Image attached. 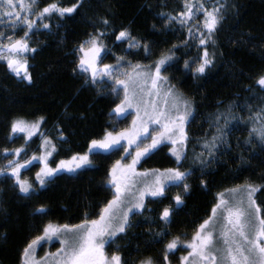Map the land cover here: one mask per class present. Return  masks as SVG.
Returning <instances> with one entry per match:
<instances>
[{
    "label": "trees",
    "instance_id": "16d2710c",
    "mask_svg": "<svg viewBox=\"0 0 264 264\" xmlns=\"http://www.w3.org/2000/svg\"><path fill=\"white\" fill-rule=\"evenodd\" d=\"M42 5L58 3L71 7L80 0H44ZM186 0H82L81 6L63 18L53 15L49 28L39 27L30 33L28 44L35 48L24 57L28 63L31 82L16 76L7 63L0 60V167L7 161L3 149L28 148L27 159L38 153L42 138L34 136L28 145L18 134L12 140L11 123L20 118L29 123L43 118L42 133L56 144L57 160L70 158L75 153L84 154L92 139H101L105 131L119 130L127 119L117 120L112 110L120 103L110 92V84L93 85L78 68L79 46L91 35L104 32L102 43L111 53L103 64H115L122 56L132 64L151 65L162 54H168L173 45L175 59L162 75L169 78L193 104L194 114L187 127L188 141L193 142L205 132L204 118L221 106L244 100L253 94H264L258 80L264 76V0H227L228 7L216 30L218 55L214 65L203 75H194L184 67L185 61L200 62L201 52L190 38L188 29L197 34L204 16L191 21L183 29L170 24L168 13L184 7ZM188 3L193 4L191 0ZM194 5V4H193ZM185 8V7H184ZM107 19L108 25L102 21ZM199 24V31L195 25ZM128 30L142 44H148L152 54L146 56L143 48L129 49L128 41L119 42L115 36ZM24 32H19V39ZM187 41V47L184 42ZM196 64H192L194 69ZM126 70L131 69L124 66ZM75 70V71H74ZM87 79V82H86ZM129 118V116L127 117ZM60 129L66 142L57 139ZM243 148L230 152L223 162L208 171L191 170L185 193L178 187L183 204L174 207L172 194L149 201V209L157 217L172 203L171 223L163 227L180 238L191 235L209 216L217 202L218 193L235 186L252 184L260 186L255 198L264 216V146L254 150ZM122 151L112 155L91 156L92 165L75 174L60 173L37 191L27 196L19 191L13 178L0 176V264H21L23 249L48 223L80 224L86 218L98 217L99 211L113 197L107 186L112 165L121 158ZM14 158L9 155L8 159ZM129 159V157H128ZM127 159V160H128ZM125 161H122V163ZM144 167H174L175 159L162 146L145 159ZM35 168V165L33 166ZM203 182V183H202ZM151 204V205H150ZM43 213L36 211L42 207ZM147 228L136 226L118 235L115 249L121 253L125 264L151 258L161 264L164 244L150 239ZM181 251V248L179 249Z\"/></svg>",
    "mask_w": 264,
    "mask_h": 264
},
{
    "label": "snow or ice",
    "instance_id": "6c2138e0",
    "mask_svg": "<svg viewBox=\"0 0 264 264\" xmlns=\"http://www.w3.org/2000/svg\"><path fill=\"white\" fill-rule=\"evenodd\" d=\"M38 3L39 0H18V3L17 0H0V23L7 21L6 27L10 28L13 34L18 27L27 29L20 39H13V35L0 32V60H5L9 70L16 76L22 75L29 82L32 77L28 71L27 60L22 58V54L36 51L35 48L29 47L27 38L30 33L39 31L40 27L38 21L30 19V16L35 14L40 21L54 14L63 18L74 13L81 6L82 0L71 7L50 3L37 12ZM17 7L19 11L16 10ZM184 7L186 11L177 16H169L168 20L177 21L183 27L195 19L197 14L204 16L203 27L206 29L207 38L204 32H200L197 37L192 28L188 29L189 37L198 38L199 46H204L202 59L199 63L185 61L184 65L186 69L193 70L194 75H203L213 63L207 47L222 19V6L213 7L208 11L202 3L193 5L186 0ZM102 23L108 25L109 21L104 19ZM42 27L48 29L50 26L43 24ZM195 27L199 31L200 25ZM105 35L107 34L104 32H98L79 46L78 51L82 55L79 57L78 68L82 73H90L88 79L93 85L110 84V92L117 98L123 93L120 103L110 115L115 114L117 120H121L127 119L134 112L135 118L131 125L119 131L115 128L105 131L101 139L90 141L84 154L75 153L68 160L61 159L52 167L55 155L59 153L56 144L39 132L43 118L33 123L17 118L11 123L12 135L8 139L12 140L18 134H23L25 145H28L32 137L39 133L42 143L38 154L23 159V162L21 158L28 155L26 146L3 149V158L7 163L0 167V176L13 178L19 191L30 196L35 189L29 179L22 178V170H30L33 162L40 165V170L35 173V181L44 187L59 173L75 172L77 169L91 166L90 156L112 155L122 151L124 155L112 165L107 181V186L113 190V197L100 209L97 219L86 218L82 223L73 225L48 223L43 227L42 235H37L23 249V264H46L49 258L54 264H121V256L106 255L105 246H110L118 234L125 233L126 229L132 227L130 217L142 214L146 207L145 198L164 197L166 191L172 187L182 186L185 193L189 191L190 186L186 181L190 170L182 171L181 166L186 159L185 144L189 137L185 124L193 115L192 103L176 90L175 85L170 84L167 76L162 75V71H166L174 61V50H178L179 46L173 45L168 54H162L151 65L132 64L124 57L117 56L115 64H103L101 67L102 61L111 53L102 43ZM5 39L7 43H3ZM115 40L128 41L129 49L143 48L146 56L152 54L150 46L142 44L128 30L119 31ZM214 43L215 41H212V44ZM184 46L187 47V41ZM192 64H196L194 69ZM125 65L131 70H124ZM258 83L264 86V76ZM231 122L225 113L216 115L213 121L216 133L203 144L210 158H215L220 145H227L225 137L230 131ZM150 126L152 131L149 130ZM59 131L57 139L66 142L67 137L63 130ZM252 131L264 142V127L253 128ZM149 139L151 143L147 142ZM169 143L172 145L170 152L175 157L177 167L163 171H137V165L141 164L142 160L150 158L161 144ZM9 155L14 158L8 159ZM201 155L202 153L198 154L196 159L200 160ZM128 157H131V161L122 163ZM200 163L205 165L211 163V160H200ZM261 190L260 186L245 184L228 189L227 193H218L212 215L199 224L189 241H182L179 236L172 238L165 245L161 264H170L169 254L180 248L188 252L180 258L181 264H264V216L253 198L254 194ZM226 195L228 198H225ZM174 200L177 206L183 204L179 194ZM36 211L43 213L45 209L42 206ZM173 211L172 208L165 207L160 214L159 218L165 226L172 222ZM156 235L164 238L168 233L160 231ZM53 239L61 247L55 253H48L44 258L37 260L36 248ZM140 264H153V260L148 258Z\"/></svg>",
    "mask_w": 264,
    "mask_h": 264
},
{
    "label": "rangeland",
    "instance_id": "374dc122",
    "mask_svg": "<svg viewBox=\"0 0 264 264\" xmlns=\"http://www.w3.org/2000/svg\"><path fill=\"white\" fill-rule=\"evenodd\" d=\"M191 1L193 2L194 5H199V4L202 3L204 5V7L208 11H211L213 9V7H221L222 6L221 7V13H220L222 18H223L224 12L226 11V9L228 7L227 0H191ZM44 2H45L44 0H39L38 7L36 9L37 12L42 10L44 7L47 6V5H44V6L42 5V3H44ZM17 3H18V0H17ZM16 10L19 11V8L17 7ZM184 11H186V9L184 7H180V9L178 8L176 10L170 11L168 13V17L169 16H177L179 13L184 12ZM54 15H56V14H54ZM200 16H203V15L202 14H197L196 18L193 19L192 21H196L197 18L200 17ZM51 17L50 18L46 17L45 19L40 21V20H38V17L35 14H33V15L30 16V19L37 20L38 24L40 25V27H42L43 24H49ZM203 22H204V19H203ZM7 23H8L7 21H5L4 23H0V32H5L7 35H13V39H19V32L27 31L26 28L18 27L17 30L15 31V33L13 34V31L10 28L6 27ZM170 24H172V25H174L176 27L178 26V27H180L182 29L185 27V26L182 27L180 25V23L177 22V21H170ZM200 32H204L205 33V38H207V32H206V29H204L203 25H202L201 30L197 34V37L199 36ZM215 34H216V31L214 32V34L212 36V41H215V43L212 44V41H209L208 42V47H207V51L209 52V56L213 60V63H212V65H210L206 69L205 73L207 72V70L210 67H212L214 65V62H215L216 57L218 55V46H217V43H216ZM7 42L8 41L6 39L3 41V43H7ZM194 43L196 44L197 48L201 52V57H202L203 56V52L205 50L204 46H199V39L198 38H195ZM27 54H28V52L27 53H23L22 54V58L24 59V57ZM101 67H102V64H101ZM124 70H126V68H124ZM85 74L87 76H90V73H85ZM20 77L22 79H24L22 75ZM121 78H123V77H121ZM176 90L179 93L183 94V92L180 91L178 88H176ZM183 96H184L185 99L190 100L184 94H183ZM191 103H192V101H191ZM192 109H193V114H194L193 104H192ZM219 113L227 114L229 116V119L232 122L230 124V131L228 132L227 136L225 137L227 142H228L227 145H223V144L220 145L219 151L216 152L215 158L212 159V158L209 157L208 151L203 147V144H204V142L206 140H210L212 135H214L216 133V126L213 123V121H214L216 115L219 114ZM192 116H191V118H192ZM134 118H135V113L133 112V114L129 115V118H127V120L123 124V128L129 127L131 125V122H132V120ZM233 118H235V119H233ZM190 119H189V121H190ZM189 121L185 124L186 132H187V127H188ZM221 124H223V119H221ZM41 125H42V123L40 124V129H39L40 133H42ZM204 125H205L206 129H205V132H204L202 137L196 138L195 140H193L192 143L189 142L188 140L186 141V144H185L186 159L182 162V166H181V170L182 171L196 170V171H200V172H205V171H208L211 168L217 166L221 162H223L224 159L226 158V156H228V154L230 152L237 151V152L240 153L243 148H248L247 150L250 149L249 151H251V150L256 149L257 147L264 146V142H261V140L258 138L257 134L252 131L253 128L260 129L261 127H264V94H256L255 93V94H253L251 97H249L247 99H244V100L237 99V100L231 101V102L221 106L220 108H218L213 113H210V114L206 115V117L204 118ZM123 128H121V129H123ZM149 130L152 131V127L151 126H150ZM55 135H56V137H58L59 133H57ZM147 142L151 143V140L149 139ZM162 146H166L168 154L171 155L170 148L172 147V145L170 143L167 144V145L161 144L160 146H158V149L160 147H162ZM201 153H202V155L200 156V160H204V161L211 160V163L202 165L200 163V160L196 159L197 155L201 154ZM122 155H124L123 152H122ZM173 158L175 159V157H173ZM68 159L69 158H64L63 160H68ZM90 159H91V156H90ZM55 160H56V158H55ZM60 160L61 159L55 161V163H52L51 166L55 167L56 163H58ZM144 160H142L141 164L137 165V171L144 172V171H148V170H152V169H159V170L163 171L164 169H167V168L177 167L176 162H175V166L174 167H163V168L144 167V166H142V163H143ZM130 161H131V157H129V159L126 160L123 163H129ZM34 165H35V168L33 167ZM33 166H30V170H22V178L29 179L33 183V187H34L35 191H37L39 188H43V187H41L39 185L38 182L35 181V173L40 170V165L37 162H33ZM84 168L77 169L75 172H62V173L75 174L79 170H82ZM236 187L237 186H235L233 188H236ZM172 188L167 190V191H169L168 192L169 194H173V193L176 192V190L172 189ZM176 188H177V190H179L178 187H176ZM230 189H232V188H230ZM224 193H227V191L224 192ZM176 195L177 194H173L172 195V199L173 200H174V197ZM225 198H228L227 195L225 196ZM237 198H239V197H237ZM253 198L255 199L256 204L259 205L257 200H256V198H255V194H254ZM156 199L157 198H152V197H146L145 198L146 207L142 210V214L132 215L130 217V220H131V223H132V227L128 228V229H133L136 226L143 225V227L147 228L146 232H147V234L149 233L150 239H155L156 241L163 242L164 248H165V245L172 238H174L176 236H174L171 232H169V230H167V229H165L163 227L164 222L162 220H160V218H159L160 214L162 213V211L159 213V215L157 217L155 214H153V212H155V211H153V209H152V211L148 210L149 209V207H148L149 201H155L152 204H156V203H158V201H156ZM170 205H171V203L164 205V207H169L170 208ZM212 208H211L209 216L212 215ZM261 215L263 216L262 211H261ZM209 216L204 218V220L208 219ZM97 218H95V219H97ZM203 221L201 223H203ZM197 228H198V226L196 227V229ZM196 229H195V231H196ZM160 231H164V232L168 233V235L166 237H164V238L158 237L156 234L158 232H160ZM195 231H193V233L191 235H188L186 237L181 238V240L182 241H189L191 239L192 235L195 233ZM120 234H123V233H120ZM120 234H118V235H120ZM40 235H42V233ZM116 239L113 240L111 242V244H116L117 243ZM60 247H61V245L55 239H53L49 243H42V246H38L36 248L35 258L37 260H40L41 258H44L46 256V254H48V253H55L57 251V249L60 248ZM108 247H109L108 245L105 246L106 255L111 256L112 254H117V255L121 256V253L118 250L115 251V249L113 251H111V252H107ZM217 247H221V245H217ZM164 248H163V250H164ZM187 254H188V252L184 248H181V251L176 250L173 253H170L169 254L170 264H181L180 258L183 257V256H186ZM162 256H163V254H162ZM141 261L142 260H139V261H137L134 264H140ZM21 264H23V258H22ZM46 264H54V262L51 260V258H49L46 261ZM121 264H125L124 260L122 259V256H121ZM127 264H132V263L131 262L129 263L127 261Z\"/></svg>",
    "mask_w": 264,
    "mask_h": 264
},
{
    "label": "flooded vegetation",
    "instance_id": "af4514ba",
    "mask_svg": "<svg viewBox=\"0 0 264 264\" xmlns=\"http://www.w3.org/2000/svg\"><path fill=\"white\" fill-rule=\"evenodd\" d=\"M172 189H175V190H176V192L173 193V194H177V195H178V190H177V188H176V187H173ZM168 192H169V191H166V194H165V195L169 194ZM173 194H172V195H173ZM171 201H174V203H173V204H174V207H180V206H177V205L175 204V200L171 199L170 202H171ZM173 204L171 203L170 208H172V205H173ZM172 209H174V208H172ZM171 218H172V217H171Z\"/></svg>",
    "mask_w": 264,
    "mask_h": 264
}]
</instances>
